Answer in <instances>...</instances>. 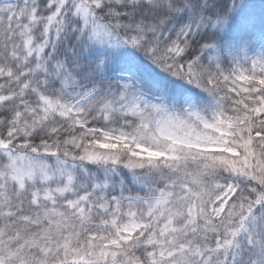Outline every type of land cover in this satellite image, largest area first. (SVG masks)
Listing matches in <instances>:
<instances>
[{
  "label": "snow or ice",
  "instance_id": "obj_1",
  "mask_svg": "<svg viewBox=\"0 0 264 264\" xmlns=\"http://www.w3.org/2000/svg\"><path fill=\"white\" fill-rule=\"evenodd\" d=\"M0 264H264V0H0Z\"/></svg>",
  "mask_w": 264,
  "mask_h": 264
}]
</instances>
